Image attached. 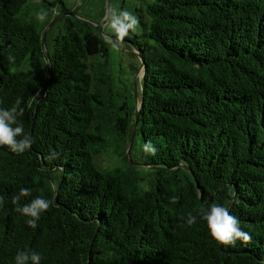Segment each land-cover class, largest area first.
Wrapping results in <instances>:
<instances>
[{"label": "trees", "instance_id": "trees-1", "mask_svg": "<svg viewBox=\"0 0 264 264\" xmlns=\"http://www.w3.org/2000/svg\"><path fill=\"white\" fill-rule=\"evenodd\" d=\"M28 4L46 12L41 29ZM76 10L0 0V108L19 98L34 140L22 154L0 146V264L25 249L40 264H264V0H144L126 38L143 64L136 127L113 102L100 28ZM109 138L123 167L100 169ZM21 188V205L51 201L35 229L12 204ZM212 205L251 240L219 243L197 215Z\"/></svg>", "mask_w": 264, "mask_h": 264}, {"label": "rangeland", "instance_id": "rangeland-1", "mask_svg": "<svg viewBox=\"0 0 264 264\" xmlns=\"http://www.w3.org/2000/svg\"><path fill=\"white\" fill-rule=\"evenodd\" d=\"M64 3L71 9H77L76 12L82 20L90 23L94 26L99 25L105 20L106 6L105 0H63ZM144 0H109L110 4V16L108 20L101 26V32L108 44V74L111 77L113 87V102L117 107L121 106V103L126 104L130 109V114L140 105V80L142 78V70L140 69V61L137 56V52L132 46L126 42L127 37H131V32L124 38L122 42L116 41L114 33L110 30L109 23L113 16V13H119L121 11H128L137 19V8L143 3ZM105 9L104 16L101 18V13ZM24 12H27L29 18H32L37 29H41L46 22L47 16L43 21L37 19V16L41 13H46L41 7L34 4H28L23 8ZM56 23V22H55ZM54 23V24H55ZM46 36L45 47L51 52L52 39L56 31V24L53 26H46L44 29ZM138 31V24L136 30ZM135 93V95H134ZM132 137V135H131ZM134 138V135H133ZM131 139V138H130ZM113 138H109V144L107 145V151L102 152L95 158V162L100 169L114 168L117 166L123 167L122 157H119L112 148L115 145ZM139 138L138 136L134 140L132 157L133 159L138 156ZM131 147L128 148V159L130 158ZM134 165L137 170V177L141 178L140 184L145 185L150 177L146 174L144 169ZM143 179V180H142Z\"/></svg>", "mask_w": 264, "mask_h": 264}, {"label": "clouds", "instance_id": "clouds-1", "mask_svg": "<svg viewBox=\"0 0 264 264\" xmlns=\"http://www.w3.org/2000/svg\"><path fill=\"white\" fill-rule=\"evenodd\" d=\"M46 13H41L37 19L43 21ZM138 21L128 11L113 13L110 19L109 27L114 33L116 41L122 42L129 34V31H135ZM11 60L12 57H9ZM21 100L17 98L15 104L10 108H0V146H6L10 151L16 154H22L28 150L34 142L33 138L24 132L23 124L18 120L23 115V109L20 108ZM144 151L155 155L157 149L148 142L144 145ZM31 194L30 189L21 188L19 193L12 198V204L15 210L21 215L29 217L26 224L35 229L41 214L51 207V201L43 197H36L30 202L21 205L22 197ZM175 203V200L172 201ZM4 204L3 197H0V207ZM200 218L207 221L212 236L221 244L235 245L236 240H242L247 243L251 237L239 228V221L236 217L229 214L228 210L219 205H212L208 209H201L197 214ZM197 221V216L188 214L185 222L188 226ZM15 264H40L42 256L34 250H19L15 257Z\"/></svg>", "mask_w": 264, "mask_h": 264}, {"label": "water", "instance_id": "water-1", "mask_svg": "<svg viewBox=\"0 0 264 264\" xmlns=\"http://www.w3.org/2000/svg\"><path fill=\"white\" fill-rule=\"evenodd\" d=\"M105 6H106V14H105V20H103V22L101 23V24H99V25H96V26H94V25H92V24H90V23H88V24H90V25H92V26H94V27H99L100 29H101V26L108 20V18H109V16H110V4H109V0H105ZM44 34H45V32H44ZM44 34H43V36H42V39H43V42H44ZM132 46V45H131ZM133 47V46H132ZM137 52V51H136ZM47 55V54H46ZM48 56V55H47ZM137 56H138V58H139V61H140V69L143 71V64H142V62H141V59H140V56H139V54L137 53ZM142 76H143V72H142ZM49 78H50V68H49V70H48V78H47V83H49ZM134 95H135V93H134ZM139 107H140V105H139ZM139 107L136 109V113H135V119H134V123H135V127H136V125H137V111L139 110ZM133 135H134V132H133ZM133 135H132V139H133ZM132 141V140H131ZM131 147V146H130ZM129 147V148H130ZM127 155H128V152H127Z\"/></svg>", "mask_w": 264, "mask_h": 264}]
</instances>
